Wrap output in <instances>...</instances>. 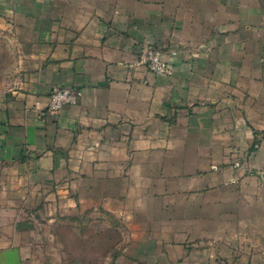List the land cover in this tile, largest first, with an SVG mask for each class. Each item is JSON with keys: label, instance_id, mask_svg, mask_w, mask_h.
<instances>
[{"label": "crops", "instance_id": "crops-1", "mask_svg": "<svg viewBox=\"0 0 264 264\" xmlns=\"http://www.w3.org/2000/svg\"><path fill=\"white\" fill-rule=\"evenodd\" d=\"M0 264H264V0H0Z\"/></svg>", "mask_w": 264, "mask_h": 264}, {"label": "built area", "instance_id": "built-area-1", "mask_svg": "<svg viewBox=\"0 0 264 264\" xmlns=\"http://www.w3.org/2000/svg\"><path fill=\"white\" fill-rule=\"evenodd\" d=\"M142 60L150 73L156 76L171 74V65L167 63L157 49L146 47L142 53ZM80 99V92L74 87L56 86L49 95L48 112L57 114L66 105H75Z\"/></svg>", "mask_w": 264, "mask_h": 264}]
</instances>
